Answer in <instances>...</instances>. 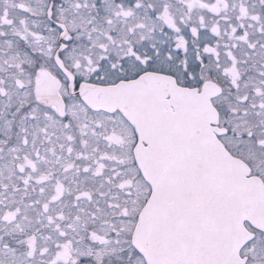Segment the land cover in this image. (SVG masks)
I'll return each instance as SVG.
<instances>
[{
	"label": "snow or ice",
	"instance_id": "6c2138e0",
	"mask_svg": "<svg viewBox=\"0 0 264 264\" xmlns=\"http://www.w3.org/2000/svg\"><path fill=\"white\" fill-rule=\"evenodd\" d=\"M0 264H264V0H0Z\"/></svg>",
	"mask_w": 264,
	"mask_h": 264
}]
</instances>
